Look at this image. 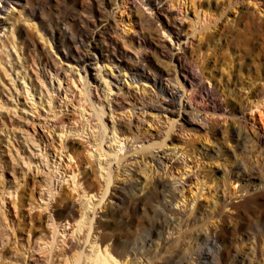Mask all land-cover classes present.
Returning <instances> with one entry per match:
<instances>
[{
	"label": "rangeland",
	"instance_id": "1",
	"mask_svg": "<svg viewBox=\"0 0 264 264\" xmlns=\"http://www.w3.org/2000/svg\"><path fill=\"white\" fill-rule=\"evenodd\" d=\"M172 97L174 114L140 104ZM132 157L153 158L152 180L184 162L141 196ZM166 203L204 211L169 226ZM213 223L221 256L196 236ZM255 240L264 248V0H0V264L232 263Z\"/></svg>",
	"mask_w": 264,
	"mask_h": 264
},
{
	"label": "bare ground",
	"instance_id": "2",
	"mask_svg": "<svg viewBox=\"0 0 264 264\" xmlns=\"http://www.w3.org/2000/svg\"><path fill=\"white\" fill-rule=\"evenodd\" d=\"M4 1L9 2L11 0H4ZM77 63H79V62L77 61ZM134 74L137 75L139 78H142L145 76V79L152 82V84L154 86H158V84L160 82L155 77H149L147 75H144L143 70H141L140 66L135 67ZM126 90L128 92H130L129 88H127ZM150 92L152 93L151 97H155V99L158 98L157 93L152 92V91H150ZM164 94H165V91H162V95H164ZM135 96H136L137 100H139L140 97L145 98V95H140V97H139V95L135 94ZM150 100H151V102L153 101L152 98H150ZM140 101H142V100H140ZM138 103H139V101H138ZM157 103H159L158 106H156L155 104L149 103V102L148 103H146V102L141 103L140 102L141 106H144L147 110L154 109V110H160L163 112H170V113L174 114V110H175L177 105L175 104V100L173 99V97H172V99H169L168 101H165L164 99H162L160 102L158 101ZM115 106L119 107L116 104L112 107L114 108ZM142 115H144V114H142ZM138 116L141 119H143L142 116H140V115H138ZM138 116L135 120H136V123H138L140 125L141 121H140ZM116 124L119 127L124 126V127H128V129L131 128V127H129L130 122L126 123L125 121H122L120 119L116 120ZM223 129L230 130L232 134H235V137L237 140H239L241 138V136H240V131L242 129L241 123L230 122L227 125L223 126ZM231 148L232 147H229V149H231ZM173 154L175 155L176 151H174ZM149 159L153 160L152 157H150V158L132 157V158L128 159V161L130 162V165H132L134 168L130 169V168L123 167L126 174L130 178V181H126V183H130L133 181L136 185L135 188H137V190L141 196H148L149 193L150 194H156L157 192L161 191V189H163L166 185L171 186L172 183L168 179V176L169 175L172 176L171 171L177 165H179L181 162H184L183 160L175 159L173 161L174 165L171 166V169H170L171 171L169 173L166 172V173H164V175H158V176H156L155 180H152V179H150L149 174H146V173L143 174L144 172H142V169H144V167L147 166V160H149ZM160 163L163 164V162H160ZM126 183L124 182L123 185H126ZM174 197H172V198H174ZM218 197H219L218 203H219V200H221L224 203L228 199L227 198L228 195H227L224 187H223V189L219 190V196ZM218 203L214 202V204L212 206L213 208H211L210 210L205 208V210H208L210 215L212 214L214 216L215 215L218 216V214H221V212H222L221 208H223ZM165 205H167L166 209L170 213L169 219H166V221L170 220L169 226L171 225V223L173 224L176 220H184L185 222H190L191 220H193L195 217H197L198 215H200L204 211L203 210L204 208L200 207V204H197L192 209L183 207L179 210H173V209L169 208V206H170L169 203H166ZM48 218H50V216ZM212 218H214V217H212ZM220 223L219 224L218 223L217 224L216 223L210 224L208 226V228L203 233L196 235L199 238V240H201L202 238L209 239V241H211L212 247L216 250V252L219 256L222 255V252L220 250L221 246L218 244V241H217V237H218L217 235L220 232L222 233V231H223V225H221ZM162 238H163L162 244H163V246H166V245H169L170 242H172V240L174 239V234L169 232V228H167V231L163 232ZM257 247H258L257 242L255 240V241H253L252 244H250V246L245 251L244 250L239 251V250H237V248H235L234 250L236 251V254L233 256L234 259L232 260V263L219 262L218 264H264V248H261V247L257 248ZM255 248L258 249V252L255 251ZM104 254H106V252L102 253V255L99 254L97 256L98 261L96 264H109V261L105 258ZM203 258L205 259L206 262H210L213 257L208 255V254L207 255L204 254L202 259ZM121 260H123V259H121ZM136 260H137L136 257L134 259H132L131 264H133ZM122 262L123 261H121V263Z\"/></svg>",
	"mask_w": 264,
	"mask_h": 264
}]
</instances>
